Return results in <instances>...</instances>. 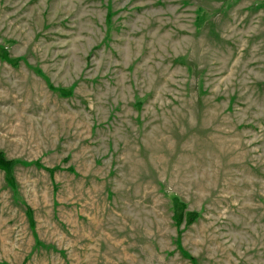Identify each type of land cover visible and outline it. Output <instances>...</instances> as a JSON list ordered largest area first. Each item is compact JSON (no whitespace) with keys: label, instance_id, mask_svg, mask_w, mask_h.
I'll return each mask as SVG.
<instances>
[{"label":"rangeland","instance_id":"1","mask_svg":"<svg viewBox=\"0 0 264 264\" xmlns=\"http://www.w3.org/2000/svg\"><path fill=\"white\" fill-rule=\"evenodd\" d=\"M0 153V264H264V0H0Z\"/></svg>","mask_w":264,"mask_h":264},{"label":"trees","instance_id":"2","mask_svg":"<svg viewBox=\"0 0 264 264\" xmlns=\"http://www.w3.org/2000/svg\"><path fill=\"white\" fill-rule=\"evenodd\" d=\"M3 58L8 59L7 56H5V57L3 56ZM12 165H13V162L7 161L4 158L3 154L0 153V166L3 167L6 171L10 172Z\"/></svg>","mask_w":264,"mask_h":264}]
</instances>
